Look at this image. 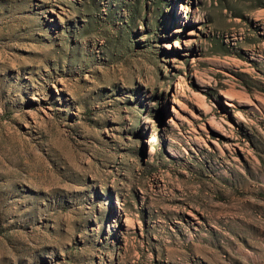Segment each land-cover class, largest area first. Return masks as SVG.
<instances>
[{"label":"rangeland","instance_id":"374dc122","mask_svg":"<svg viewBox=\"0 0 264 264\" xmlns=\"http://www.w3.org/2000/svg\"><path fill=\"white\" fill-rule=\"evenodd\" d=\"M0 264H264V0H0Z\"/></svg>","mask_w":264,"mask_h":264}]
</instances>
